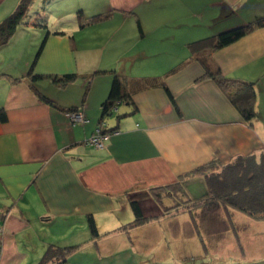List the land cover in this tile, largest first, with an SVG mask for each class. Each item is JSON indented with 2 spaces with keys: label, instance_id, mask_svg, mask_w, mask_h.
I'll return each mask as SVG.
<instances>
[{
  "label": "crops",
  "instance_id": "1",
  "mask_svg": "<svg viewBox=\"0 0 264 264\" xmlns=\"http://www.w3.org/2000/svg\"><path fill=\"white\" fill-rule=\"evenodd\" d=\"M44 1L64 20L49 29L47 16L49 34L20 26L0 48V264H38L51 244L78 245L67 264H264V220L221 209L199 224L156 199L166 186L165 202L193 199L206 178L186 174L264 151V26L211 55L226 76L256 82L253 122L202 79L189 47L264 17V0ZM20 2L0 0V23ZM68 73L77 79L60 85ZM117 76L122 98L104 115ZM74 109L89 121L74 124ZM101 124L116 130L97 148L88 139ZM132 201L149 218L133 227Z\"/></svg>",
  "mask_w": 264,
  "mask_h": 264
},
{
  "label": "trees",
  "instance_id": "2",
  "mask_svg": "<svg viewBox=\"0 0 264 264\" xmlns=\"http://www.w3.org/2000/svg\"><path fill=\"white\" fill-rule=\"evenodd\" d=\"M35 2L36 0H21L15 11L3 19L0 23V48L10 42L20 26H39L48 29V18L47 16L45 17V15L43 16L39 14L40 12L37 13L34 18H27L29 16L30 8ZM101 17L100 14L93 16L90 18V22L99 20ZM263 26L264 17H261L248 25L223 31L219 34L202 38L189 44L192 54L205 66V74L202 76V79L208 78L215 81L230 102L237 108L242 118L247 122H253V120L258 117L256 107V82L239 80L226 76L223 74L220 67L211 59V55L214 51L234 43L254 29ZM47 32L48 34L50 33L49 30ZM44 44L45 41L42 43L36 59L38 58ZM34 64L35 62L32 64L28 72V75H30L32 79V83L34 77H36L33 75ZM77 77L78 74L76 73L65 74L62 77V83L60 85L64 86L67 83L76 80ZM10 79L16 82L22 78L11 77ZM161 81L162 82L159 84L166 89L179 111V107L168 89V86L164 80ZM34 89L41 99L50 102L49 98L44 96L35 87ZM121 98V83L117 76L115 77L111 94L103 104L104 115H109L112 105H114L116 100ZM0 118L2 121H6L8 118L6 110L2 108L0 109ZM115 130V128H106L104 129V133L111 134ZM194 174H203L205 176L208 187L206 197L199 200H193L182 195L176 196V194L172 193L175 201L171 205H167L165 202V193L169 186H166L159 189V191H157L158 193H156V199H158V202L165 204L164 211L166 213L169 214L172 211H178V209L188 210L191 213L194 222L197 221L200 224V222H205V220L221 209H227L228 211L233 209L245 213L254 219L264 220V151L260 154L252 153L239 155L228 163H223L219 159H213L197 167L185 176H191ZM132 205L135 210L136 218L128 225L131 227L140 225L149 219L143 214L138 201H132ZM89 225L92 234L98 236L99 231L93 218H90ZM76 248H78V245L60 246L51 244L46 249L38 264H67L69 254Z\"/></svg>",
  "mask_w": 264,
  "mask_h": 264
},
{
  "label": "rangeland",
  "instance_id": "3",
  "mask_svg": "<svg viewBox=\"0 0 264 264\" xmlns=\"http://www.w3.org/2000/svg\"><path fill=\"white\" fill-rule=\"evenodd\" d=\"M63 9H64L63 6H53V7H51V6H47L46 2L44 0H36L34 5L30 8L29 16L27 18H29V19H31V17L34 18L35 15H37V13L40 12L39 14H41L43 16L45 15V17L46 16L49 17V19H50L49 20V29H50V28L56 27L58 24H60L61 21L64 20L63 18H61V19L58 18V15H61V14H63V12H65V11H62ZM32 28H34V27H31V29H25V30L30 31V33L28 34L27 43H30L31 39L33 38V34H36V31L34 29H32ZM47 31H48V29H46V32ZM43 39H42V41H43ZM191 185H192V187L195 186V185L197 187H200L201 183L199 181H197V182H195V184L191 183ZM198 190H200V188H198ZM206 195H207V189H206V191L201 189V191H199V194H198V192H196V194L193 195L194 196L193 199L194 200L203 199V198L206 197ZM181 199H183V198H181ZM174 201H175L174 196H170V197L166 198V204L167 205H171V203H174ZM198 227L199 228L197 230L200 231V234L202 233L204 235V237H207V234L204 233L205 231L200 226H198ZM186 230H188V226H187ZM150 237L152 238V236H150ZM157 237H158V234H157ZM201 237L202 236L200 235L199 242L203 238V237L202 238ZM182 264H191V263L189 261H186V262H182Z\"/></svg>",
  "mask_w": 264,
  "mask_h": 264
},
{
  "label": "built area",
  "instance_id": "4",
  "mask_svg": "<svg viewBox=\"0 0 264 264\" xmlns=\"http://www.w3.org/2000/svg\"><path fill=\"white\" fill-rule=\"evenodd\" d=\"M68 117L71 121L75 123H86L89 121L87 115L80 110H71L67 112ZM104 124H101L95 131V133L88 139V143L97 148H103L105 146V141L110 137V133H104ZM0 229V233H1Z\"/></svg>",
  "mask_w": 264,
  "mask_h": 264
}]
</instances>
